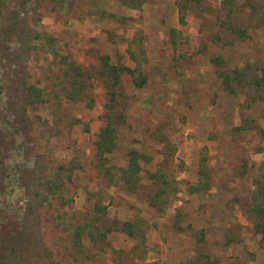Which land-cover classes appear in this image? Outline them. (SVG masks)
Segmentation results:
<instances>
[{
    "label": "rangeland",
    "instance_id": "1",
    "mask_svg": "<svg viewBox=\"0 0 264 264\" xmlns=\"http://www.w3.org/2000/svg\"><path fill=\"white\" fill-rule=\"evenodd\" d=\"M0 7V264H264L249 213L264 173V0H235L232 13L222 0ZM130 51L143 87L127 71L114 85L105 67L135 68ZM221 71L242 73L233 90ZM28 87L43 101L29 104ZM107 121L115 146L101 158ZM133 149L130 190L120 168ZM151 173L170 182L162 208ZM100 216L144 236L81 229Z\"/></svg>",
    "mask_w": 264,
    "mask_h": 264
},
{
    "label": "trees",
    "instance_id": "2",
    "mask_svg": "<svg viewBox=\"0 0 264 264\" xmlns=\"http://www.w3.org/2000/svg\"><path fill=\"white\" fill-rule=\"evenodd\" d=\"M1 1L2 0H0V5H1ZM185 1L188 3L200 2V0H185ZM123 2L124 4L132 8L141 9L142 5L146 2V0H123ZM222 3L229 10V13L233 12L235 0H222ZM0 10H1V7H0ZM130 55H131V58L137 63L136 67L133 69L126 67V66L119 67L117 65H110L108 62L105 63V67H107L108 71L113 75L114 85H117L119 83L121 73L124 71H127L132 76V79L135 85L138 87H143L146 84L147 77L142 72V69H141V62L138 59L140 55H138L134 51H130ZM241 74L242 73L240 71H236L235 75H232L231 73L226 72V71H221L219 73L220 77L222 78L223 85L227 87V89L229 90L234 89L232 86V81L235 78L241 77ZM256 83L258 86L261 87L264 84V77H262L260 80H256ZM41 93H42L41 89H37L35 87H28L27 94L25 95V100H27L29 104H33L34 101L38 99V102L40 103L43 101V97H41ZM257 130L260 132V134L264 138V128L257 127ZM114 132H115L114 125L110 121H107L106 126L102 129L99 135L100 139L97 143L98 151H99L101 158L104 157V153H109L113 151V148L115 146ZM262 150L264 152V147H262ZM141 157H142L141 153H139L137 150H134V149L131 150L130 159H129L128 164L126 165V167L120 168L121 180L124 182V185L130 190H135L139 186L140 171H141V165H140ZM261 167L264 170V160L261 163ZM203 170L201 168V173H204L205 175V178H204L205 181H203L201 185L194 186V189L197 191L204 188V186H206L208 183V180L206 179L207 178V175L205 173L206 171L204 170L205 172H203ZM151 177L153 178V180H155V182L158 179L162 180V182L159 183L158 185V190L151 198V203L154 206H158L162 208V206L159 205V201H160V198L166 194L167 187L170 182L167 180L164 174L159 175L158 173H151ZM254 186L255 188L252 193L253 202L250 205L249 213L255 219V225L257 226L259 232H261V234L264 237V173H262L261 177H255ZM97 209L102 211V208L99 206L97 207ZM105 218H106L105 216H100L99 218L95 219L94 222L86 226L82 225L81 229L84 231L87 227L88 228L92 227L91 229H94V231L90 234V236H93L94 238H97L99 240H106L109 233L113 231H119V230L122 232H125L131 237H137L140 235L141 237L144 236L141 233V231H138L136 229L137 227L136 221L135 222L134 221H123L122 223H120L118 221H113V222L109 220L107 221ZM97 220L98 221L104 220V224L95 223L97 222ZM100 227H105V229L100 230ZM80 232L81 230L77 231L78 235L80 234ZM184 264H196V263H184Z\"/></svg>",
    "mask_w": 264,
    "mask_h": 264
}]
</instances>
